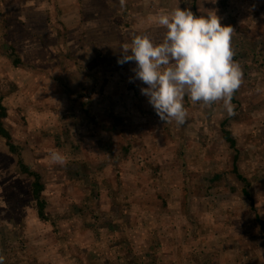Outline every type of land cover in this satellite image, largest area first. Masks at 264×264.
Instances as JSON below:
<instances>
[{
    "label": "rangeland",
    "instance_id": "374dc122",
    "mask_svg": "<svg viewBox=\"0 0 264 264\" xmlns=\"http://www.w3.org/2000/svg\"><path fill=\"white\" fill-rule=\"evenodd\" d=\"M178 7L235 29V115L185 97L186 122L165 123L135 62L117 63L137 35L161 42L158 15ZM0 96L49 216L0 136L4 264H264V0H0Z\"/></svg>",
    "mask_w": 264,
    "mask_h": 264
},
{
    "label": "clouds",
    "instance_id": "9594fccd",
    "mask_svg": "<svg viewBox=\"0 0 264 264\" xmlns=\"http://www.w3.org/2000/svg\"><path fill=\"white\" fill-rule=\"evenodd\" d=\"M126 0H120L123 7ZM215 3L216 0H211ZM159 26L166 29L161 42L147 35L135 36L121 46L117 63L135 62V79L161 121L183 125L188 117L185 97L192 104L211 106L223 103L228 116L235 115L232 99L243 83V70L234 60L232 39L235 29L221 23L216 12L194 15L178 7L158 15ZM49 163L64 166L66 156L59 150L49 152ZM0 256V264H4Z\"/></svg>",
    "mask_w": 264,
    "mask_h": 264
},
{
    "label": "trees",
    "instance_id": "16d2710c",
    "mask_svg": "<svg viewBox=\"0 0 264 264\" xmlns=\"http://www.w3.org/2000/svg\"><path fill=\"white\" fill-rule=\"evenodd\" d=\"M7 116H8L7 107L3 104V98L2 96H0V136L5 139L6 145L8 146L10 152L18 156V168L20 173L32 179L31 193L36 203L38 217L42 221H48L49 216L46 213L47 201L45 198H43L45 184L43 182L42 176L39 172H37L36 170L31 168L27 163H25L22 157L21 148L13 142V136L5 126V119L7 118ZM222 133L225 140L229 143L230 147L232 149H235L237 142L236 139L232 136V132L224 128ZM237 161H238V156L235 154L233 171L236 173L237 177L240 180H242L244 183L248 185L247 178H245L238 170ZM220 178H221V174H217L214 176V180ZM244 193L248 198L252 199L251 194L247 190H244ZM256 220L259 223L261 230L264 231V219L261 218L259 214H257Z\"/></svg>",
    "mask_w": 264,
    "mask_h": 264
},
{
    "label": "crops",
    "instance_id": "0c3cea01",
    "mask_svg": "<svg viewBox=\"0 0 264 264\" xmlns=\"http://www.w3.org/2000/svg\"><path fill=\"white\" fill-rule=\"evenodd\" d=\"M228 130V129H227Z\"/></svg>",
    "mask_w": 264,
    "mask_h": 264
}]
</instances>
